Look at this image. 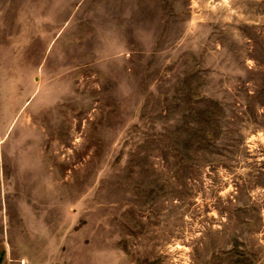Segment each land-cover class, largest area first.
Listing matches in <instances>:
<instances>
[{
    "label": "rangeland",
    "instance_id": "1",
    "mask_svg": "<svg viewBox=\"0 0 264 264\" xmlns=\"http://www.w3.org/2000/svg\"><path fill=\"white\" fill-rule=\"evenodd\" d=\"M0 264H264V0H0Z\"/></svg>",
    "mask_w": 264,
    "mask_h": 264
}]
</instances>
